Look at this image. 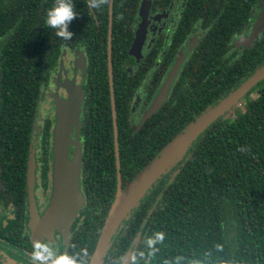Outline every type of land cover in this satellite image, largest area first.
Here are the masks:
<instances>
[{"label": "trees", "instance_id": "trees-1", "mask_svg": "<svg viewBox=\"0 0 264 264\" xmlns=\"http://www.w3.org/2000/svg\"><path fill=\"white\" fill-rule=\"evenodd\" d=\"M141 1L113 0L112 5L111 61L123 188L189 123L264 63V28L252 44L235 45L238 37L250 33L261 0H185L172 46L183 42L193 27L200 29V37L164 101L147 113L163 75H152L145 57L129 67ZM172 1L151 0L150 12L168 11ZM53 2L0 0L2 178L9 184L14 180L16 187L25 180L32 130L50 72L64 50L81 51L87 67L80 82L84 195L79 230L86 232L80 236L91 250L116 191L107 73L109 0L96 9H89L88 0H74L71 40L45 24ZM162 32L164 39L167 31ZM161 69L163 74L167 65ZM252 91L255 96L249 95ZM239 102L233 114L213 121L170 171L151 183L110 241L106 264H264V78ZM53 123L49 116L43 118V176ZM157 233L162 239L149 247L147 241Z\"/></svg>", "mask_w": 264, "mask_h": 264}, {"label": "water", "instance_id": "water-1", "mask_svg": "<svg viewBox=\"0 0 264 264\" xmlns=\"http://www.w3.org/2000/svg\"><path fill=\"white\" fill-rule=\"evenodd\" d=\"M151 0H142L139 7L140 21L134 33V37L128 50L129 54L139 59L141 56V49L144 43L147 16ZM112 5L113 0H109V24L107 37V73L109 95L111 103V116L113 125V143L116 166V191L112 205L107 213V216L101 227L95 248L90 256L89 264H101L106 250L110 244L111 236L115 233L116 228L126 217L132 207L139 201V199L146 193L152 182H155L158 177L184 155L185 151L192 145L196 138L218 117L225 115L234 106L238 105L243 96L249 92L260 80L264 78V63L260 65L251 75L242 81L231 92L222 97L218 102L210 106L201 116L189 123L177 136L172 139L162 149L160 154L151 160L143 168L139 177L135 182L129 184L127 188L122 187L121 172H120V157L118 147V125L116 119L115 98L113 92V75H112V61H111V26H112ZM260 11L255 18L250 33L246 36H240L235 40V45L252 44L259 31L264 28V0L260 1ZM82 54L81 64H85V58ZM181 59L177 60L172 69L169 71L167 77L161 84L157 94L153 98L147 113L156 109L166 98L168 90L171 86L173 77L178 69ZM67 97L65 99L56 97V122L54 129V145H53V168L55 179V197L53 194L52 205L49 207V212L45 218L55 216L60 218L65 216L68 220L74 216L75 212L83 204V196L80 192V160L82 152L79 147V155L71 162L67 163L71 128L76 127V134L79 135L80 128V112L81 103L83 101L84 93L81 84L76 88L70 85L67 86ZM76 89V90H74ZM76 136V135H75ZM78 138V136H77ZM76 147V143L74 144ZM78 149V147H77ZM28 161V187L29 195H32V181L34 156L33 148L29 154ZM31 202L32 196H31ZM60 220V219H58ZM122 264H126L123 262Z\"/></svg>", "mask_w": 264, "mask_h": 264}, {"label": "flooded vegetation", "instance_id": "flooded-vegetation-1", "mask_svg": "<svg viewBox=\"0 0 264 264\" xmlns=\"http://www.w3.org/2000/svg\"><path fill=\"white\" fill-rule=\"evenodd\" d=\"M184 2L185 0H173L168 11L155 13L150 12V4L147 16L148 22L146 35L141 49V56L139 59H136L135 56L131 55L134 58V61L129 67L132 68V65H138L139 61L145 57L146 61L144 65H147L150 69L152 68L150 73L153 75L155 72H159L163 75L155 95L176 61L181 59L172 82L174 81V78L177 76V73L189 56L201 34L200 29L193 27L192 33H190L183 42L179 43L177 46H172L173 41H175L173 38L174 32L181 20L180 8L183 6ZM139 21L137 22V25ZM162 31H167V37L164 39H162L164 36ZM170 55H172V59L169 58ZM59 65L60 59L57 66L50 72V77L45 87L46 93L52 83L51 80L55 77V73L58 71L61 72L60 74H63V76L68 75V77L76 74L78 83L82 82L83 77L85 78L86 76V61L84 65L80 63L77 66L76 61H74V67H70L69 65L66 66L65 64V67H61V70ZM166 65L167 69L162 74L161 72H163V69H161V67H166ZM82 85H84V83ZM53 88L55 89V86ZM59 88L61 87L59 86ZM58 91L60 95H64L66 93L63 92L65 91L64 89H59ZM139 101V97L136 96L134 100L136 106L139 104ZM48 116L54 119V123L50 129V158L48 160V167L45 176L41 174L42 168L40 159V143L43 137L44 125L41 124L37 126L35 121L32 130V144L30 145V153L31 148H33L34 156L32 195H29L27 174L25 175V180H19L18 185L20 184V186L16 187L17 185L13 184L14 180L11 184H9L6 179L2 178L3 170L1 169L0 164V264H36L31 257L33 248L37 244H42L46 247L56 249L58 255L67 254L71 256L76 261V264H89L90 256L98 239L97 237L95 245L90 250L87 238L80 236L82 233H80L79 230V227L82 224L81 220H79L81 217L79 216L80 208L75 212L74 216L71 217V220H68L65 216H61L58 218L60 220H58L55 213L51 218H45L46 214L49 212V207L52 205V198L55 191L53 145L56 115L51 112ZM82 150L83 145L81 146V151ZM68 153H70V157H72L71 147L69 148ZM28 167L29 166L27 165V173ZM81 167L82 157L80 160V170ZM79 181L80 192L83 196L81 172L79 174ZM31 196L33 202H31ZM119 226L116 228L117 230L115 233L111 236V242L116 236ZM82 234L86 235V232H83ZM105 255L101 264H106ZM41 264H48V262H41Z\"/></svg>", "mask_w": 264, "mask_h": 264}, {"label": "clouds", "instance_id": "clouds-1", "mask_svg": "<svg viewBox=\"0 0 264 264\" xmlns=\"http://www.w3.org/2000/svg\"><path fill=\"white\" fill-rule=\"evenodd\" d=\"M103 0H88L89 9L100 7ZM74 0H54L52 6L47 9L45 14V24L55 30L58 37L64 40H71L73 33L69 31V24L76 18ZM162 239V234L157 233L155 239H149L147 244L151 247L154 243ZM31 259L36 264L48 262V264H76V261L69 255H58L56 249L37 244L33 248Z\"/></svg>", "mask_w": 264, "mask_h": 264}, {"label": "rangeland", "instance_id": "rangeland-1", "mask_svg": "<svg viewBox=\"0 0 264 264\" xmlns=\"http://www.w3.org/2000/svg\"><path fill=\"white\" fill-rule=\"evenodd\" d=\"M81 58H82L81 51L64 50L62 52L61 57H60V65H59L60 70H61V67L62 68L65 67V64H66V66L69 65L70 67H74L73 66L74 61H76V66H77L78 64L81 63ZM58 72L55 73V77L51 80L52 83L49 86L48 92L47 93L45 92V97L43 98V101L40 102V105H39L40 111L37 115L38 118L36 120L37 126L41 125L43 122V118L46 115L47 116L50 115L51 112H52V114L55 113V115H56V97L58 96V97L63 98V99H65L67 97L66 96L67 95L66 94L67 93L66 85L69 86L71 83L73 88H76V86L78 84H80L77 81L78 78H76V74H74L71 77L70 76L68 77V75L63 76V74H60L61 72H59V73ZM54 86H55V89L53 88ZM59 86L61 88H59ZM59 89H64L65 91H63V92H66V93L64 95H60L59 91H58ZM74 90H76V89H74ZM249 95L255 96V92L252 91V92H250ZM239 104H238V106H239ZM228 113H229V115L233 114V108L230 111H228ZM75 130H76V127H75V125H73L71 128V135H70V137H71L70 141L72 143H70V145H69V148L70 147L72 148V153H71L72 157H70V153H68L67 163L68 162L71 163L80 154L79 153V147L81 150V146H82L81 138L79 137V135L76 134ZM77 136H78V138H77ZM35 143H36V141H35ZM75 143H76V147L74 145ZM77 147H78V149H77ZM169 171H170V169H168V172ZM131 212H132V209L129 211V213L126 215V217H124L122 219V222L120 223V227H121L122 223L129 218V216L131 215Z\"/></svg>", "mask_w": 264, "mask_h": 264}]
</instances>
